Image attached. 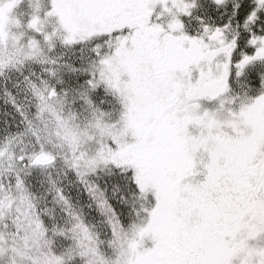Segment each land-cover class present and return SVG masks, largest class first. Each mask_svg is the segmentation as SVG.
<instances>
[{
    "label": "snow or ice",
    "instance_id": "1",
    "mask_svg": "<svg viewBox=\"0 0 264 264\" xmlns=\"http://www.w3.org/2000/svg\"><path fill=\"white\" fill-rule=\"evenodd\" d=\"M0 264H264V0H0Z\"/></svg>",
    "mask_w": 264,
    "mask_h": 264
}]
</instances>
